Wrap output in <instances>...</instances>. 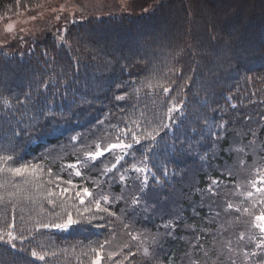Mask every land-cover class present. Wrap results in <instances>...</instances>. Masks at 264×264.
<instances>
[{"label": "trees", "instance_id": "1", "mask_svg": "<svg viewBox=\"0 0 264 264\" xmlns=\"http://www.w3.org/2000/svg\"><path fill=\"white\" fill-rule=\"evenodd\" d=\"M43 1L0 0V17ZM148 4L0 51V264H264V0H132ZM241 142L243 171H214ZM209 177L217 199L193 210Z\"/></svg>", "mask_w": 264, "mask_h": 264}, {"label": "rangeland", "instance_id": "2", "mask_svg": "<svg viewBox=\"0 0 264 264\" xmlns=\"http://www.w3.org/2000/svg\"><path fill=\"white\" fill-rule=\"evenodd\" d=\"M133 6L132 0H45L34 7L25 8L24 10L18 11L12 16L0 17V51L5 54L14 53L15 51L19 52V49L23 51L27 45H29L32 41L37 40L42 34L49 33L55 36L59 35V33L64 31V28L68 24L74 23L76 21L88 18L99 19L110 15H121L135 11L147 12L152 7H154L153 5L151 6L148 4L143 8L134 10ZM237 139L238 138L235 137L233 142H235ZM241 145L242 142L238 146H232L230 151L228 149L224 150L226 154H229L230 152L233 153L230 154V161L224 162L223 165L217 164V160H215V156H213L214 159L212 162L215 164L213 167L214 171H218L219 174H222L225 177H230L233 175L232 173L235 170L243 171L244 162L248 157L246 153L248 152L247 150L240 148ZM120 151L121 157L126 154H122L124 152L122 149ZM252 156V165L256 166L258 161L261 162L257 153L254 152ZM179 165L181 166V164ZM208 176H211V172L207 174V177ZM212 180V177H209L210 183L208 190L195 188L193 193L190 194L189 198L194 196V193L200 196H197V199L193 201V210L196 206H201V203L204 200L214 202L215 199H217L216 195H212L210 193L211 189L218 187L219 183L217 180ZM167 189L170 191V193H172L174 190L173 185H169ZM162 192L163 194L166 192V186L163 188ZM176 198H179V195H176ZM170 202L164 201L162 204L164 207H166ZM206 209L208 210L207 206ZM261 215L262 214L258 216ZM254 222L255 225L261 223V221H257L256 218L254 219ZM164 227L168 228L167 224H164ZM192 229H194V227L190 228V230ZM203 233L206 235V230H203ZM186 235L188 234L186 233ZM186 239H188L187 236ZM201 242L202 235L196 234V239H194L193 242L194 245L196 243L201 245ZM191 246H193V244H191ZM209 251L204 250L202 253L209 254ZM194 259L195 256L191 251V254H188V256L185 257V262L187 264H195L191 262ZM197 264H212V262L209 259L204 261L199 260ZM224 264H228V262H225Z\"/></svg>", "mask_w": 264, "mask_h": 264}, {"label": "snow or ice", "instance_id": "3", "mask_svg": "<svg viewBox=\"0 0 264 264\" xmlns=\"http://www.w3.org/2000/svg\"><path fill=\"white\" fill-rule=\"evenodd\" d=\"M164 93L167 94L169 93L170 89L167 88V87H164L163 89ZM117 99H123V97L121 96H117ZM174 110V108H170L169 109V113H171L172 111ZM75 140V138H73ZM133 140L136 141V143H139V139L133 135ZM118 147H122V148H125V149H128V148H131L132 145L129 144V143H126V142H117V143H114V144H110L108 145L107 147L103 148V150L101 149V146L100 145H97V149L95 152H87L86 155H85V159L87 161H92V162H95L99 157L103 156L105 154L106 151H111L115 148H118ZM13 157L10 156V155H5V156H0V160H3L5 162H7L8 160H12ZM119 162V161H117ZM79 161L77 162V164H71V165H68V167L70 168H73V169H78V165H79ZM113 167H115V165H113ZM11 173H13L14 175L16 176H22L24 171H25V168L24 167H12L10 166L9 169H8ZM140 169H136V171H139ZM76 175H81V172L79 170L76 171L75 173ZM67 183H71V181H68ZM68 191V189H61V192L62 193H66ZM49 195H52L51 192H49ZM76 195L79 197L81 195V193L79 191H77ZM83 195L84 196H88L90 195L89 191L87 189H84L83 190ZM249 195H251L249 193ZM104 202H107L108 201V197L107 196H102V198ZM53 201H49V203H52ZM84 201L81 200V203H83ZM95 206L97 208L98 211H107V209H103L101 208V200L97 199L95 200ZM229 207H231V205H229ZM89 210V209H86V211ZM112 213H109V215H111ZM256 220L257 221H261L260 224H257L256 227L259 228V230L264 233V215H261V216H257L256 217ZM73 223V221L71 220V217H69V220L64 223V222H52L51 224H43L42 227L43 228H55V229H66L68 227L69 224ZM8 241L7 243L11 244L13 241H15L17 239L16 236L12 235L11 232L8 233ZM133 239H135V237H133ZM0 240H3V236H0ZM14 246V245H13ZM101 248H103V245H100ZM32 255L33 257H36L37 256V252L33 251L32 252ZM96 259L93 261V264H100V253L97 252L96 253ZM41 260L44 259L43 256H40L39 257ZM111 258V257H110Z\"/></svg>", "mask_w": 264, "mask_h": 264}]
</instances>
